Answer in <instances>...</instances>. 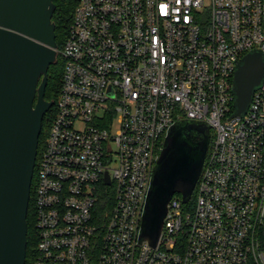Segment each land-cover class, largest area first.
<instances>
[{
  "label": "built area",
  "instance_id": "2783aa9c",
  "mask_svg": "<svg viewBox=\"0 0 264 264\" xmlns=\"http://www.w3.org/2000/svg\"><path fill=\"white\" fill-rule=\"evenodd\" d=\"M253 50L264 0H79L37 172L34 264H264V82L234 115L236 67ZM182 120L214 139L195 205L174 195L153 246L140 240L144 205ZM103 185L115 192L104 222Z\"/></svg>",
  "mask_w": 264,
  "mask_h": 264
},
{
  "label": "water",
  "instance_id": "95a60500",
  "mask_svg": "<svg viewBox=\"0 0 264 264\" xmlns=\"http://www.w3.org/2000/svg\"><path fill=\"white\" fill-rule=\"evenodd\" d=\"M54 0H0V264H26L28 210L39 139L54 100L45 97L59 59ZM264 82V53L248 52L234 78L235 112L246 113ZM211 126L182 120L167 131L146 197L140 240L158 243L168 205L193 195L208 154ZM199 133L203 135L199 138ZM106 181L110 183L107 174Z\"/></svg>",
  "mask_w": 264,
  "mask_h": 264
},
{
  "label": "trees",
  "instance_id": "16d2710c",
  "mask_svg": "<svg viewBox=\"0 0 264 264\" xmlns=\"http://www.w3.org/2000/svg\"><path fill=\"white\" fill-rule=\"evenodd\" d=\"M54 2L56 3L57 8L55 10L53 20L56 23V40L59 46L60 53H59L58 62L56 64L51 65V67L49 68L48 84L46 87L45 97L47 100H54L55 103L44 116L43 128L39 139L38 155H37L34 177L32 181L31 199L28 210L29 231H28V247H27L26 264H34L36 258L37 245L39 241V235L36 226L37 216H36V205H35L37 172H38L40 159L46 147L50 127L56 115V103L59 98L63 83L65 60L61 51L63 50L67 40L71 35V28L75 16L76 8L79 4V0H54ZM210 131H211V137H212L211 143H212L214 139V131L212 129ZM196 191L197 190H195L189 201L185 204V206L188 207V209H192V207L196 203V198H197ZM175 196L182 198V195L180 193H177ZM114 200H115L114 187L103 185L100 190V198L96 209V215L99 221L104 222L108 218L114 206V202H115ZM258 240L260 242V249L264 251V223L258 227Z\"/></svg>",
  "mask_w": 264,
  "mask_h": 264
},
{
  "label": "flooded vegetation",
  "instance_id": "af4514ba",
  "mask_svg": "<svg viewBox=\"0 0 264 264\" xmlns=\"http://www.w3.org/2000/svg\"><path fill=\"white\" fill-rule=\"evenodd\" d=\"M198 136H199V138H202V137H203V135H202V134H200V133H199V135H198ZM211 140H212V137H211ZM210 143H211V141H210Z\"/></svg>",
  "mask_w": 264,
  "mask_h": 264
},
{
  "label": "rangeland",
  "instance_id": "374dc122",
  "mask_svg": "<svg viewBox=\"0 0 264 264\" xmlns=\"http://www.w3.org/2000/svg\"><path fill=\"white\" fill-rule=\"evenodd\" d=\"M117 126H118V125H117V124H115V128H117Z\"/></svg>",
  "mask_w": 264,
  "mask_h": 264
}]
</instances>
